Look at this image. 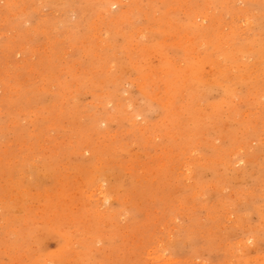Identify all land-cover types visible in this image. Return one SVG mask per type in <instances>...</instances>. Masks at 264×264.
<instances>
[{
  "label": "rangeland",
  "instance_id": "rangeland-1",
  "mask_svg": "<svg viewBox=\"0 0 264 264\" xmlns=\"http://www.w3.org/2000/svg\"><path fill=\"white\" fill-rule=\"evenodd\" d=\"M0 264H264V0H0Z\"/></svg>",
  "mask_w": 264,
  "mask_h": 264
}]
</instances>
